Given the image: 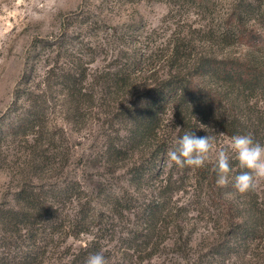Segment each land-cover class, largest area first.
I'll return each mask as SVG.
<instances>
[{"label": "trees", "instance_id": "16d2710c", "mask_svg": "<svg viewBox=\"0 0 264 264\" xmlns=\"http://www.w3.org/2000/svg\"><path fill=\"white\" fill-rule=\"evenodd\" d=\"M160 1L169 5L168 13L191 4L203 23L178 27L161 41L132 26L120 36L122 46L111 54L109 66L94 77L89 72L94 58L82 59L95 50L90 43L81 40L78 49H71L63 36L34 44L31 50L38 51L28 63L31 74L47 49V57H54L41 79L25 76L17 84L0 115V171L9 170L13 183L9 201L0 204V264H42L52 247L81 234L92 239L63 264H85L90 254L111 253L104 241L115 238L122 246L107 257L108 264H142L158 256L170 230L181 241L177 254L189 259L195 255L188 253L194 231L182 219L186 208L171 199L189 181L206 198L200 212L209 220L201 241L214 264L246 257L264 263V193L234 189L232 181L242 171L234 155L226 187L216 183V158L197 169L178 167L168 157L185 131L230 138L251 133L264 144V0ZM105 96L116 98L120 123L106 146L110 170L129 159L132 186L157 184L155 196L138 205L126 190L104 191L106 203L99 207L84 200L77 180L60 177L69 154L62 148L64 130L51 115L60 112L77 123ZM168 123L171 134L164 133ZM10 143L17 144L12 153ZM107 212L111 221L105 219ZM126 214L137 217L133 236L120 237L115 229L107 235L114 218ZM197 257L202 261L208 254L199 251Z\"/></svg>", "mask_w": 264, "mask_h": 264}, {"label": "rangeland", "instance_id": "374dc122", "mask_svg": "<svg viewBox=\"0 0 264 264\" xmlns=\"http://www.w3.org/2000/svg\"><path fill=\"white\" fill-rule=\"evenodd\" d=\"M172 9L168 13L169 5L160 0H0V115L11 104L17 84L24 81L25 76H32L38 81L52 61L54 54L47 57L50 52L47 49L46 56L35 57L36 71L30 73L28 63L38 51L33 53L31 49L38 40L51 42L66 36L71 49H78V41L81 40L90 43L95 50L81 56L84 61L94 58L89 65V72L94 77L102 68L109 66L111 54H115L122 46L120 36L132 26L139 27V32L151 34L153 39L161 41L178 27L196 28L203 23L202 17L194 13L196 9L191 4H179ZM115 99L114 96H105L103 100L96 101L89 113L77 123L67 120L60 112L51 115L53 123L62 126L64 130L62 148L69 154V162L60 177L77 180L86 193L84 200L89 199L99 207L106 203L104 191L122 193L126 190L125 195L136 200L138 205L137 202L142 203L154 197L157 189V184L153 182L137 188L129 183L126 170L129 159L121 161L120 168L116 171H111V166L106 163V146L110 138L115 136L120 124L115 112ZM261 105L264 108V103ZM171 127L168 123L164 133L171 134ZM214 140L215 147L209 159L216 158L220 150L234 155L230 137L214 135ZM16 146V143L9 144L11 153ZM9 176V170L0 171V204L9 201L11 197L13 183ZM255 191L260 195L264 193V180L257 182ZM171 199L175 206H182L187 210L182 219L194 231L188 253L195 255H191L189 259L180 258L177 251L181 247V241H178L177 233L170 230L164 234L165 242L160 245L158 256L142 264H214V255L203 248L201 241L205 232L203 225L209 220V216L204 211L200 212L201 201L206 200L202 197L200 188L189 181L186 187L172 194ZM68 207L72 208L73 204ZM212 209L213 207L210 208L211 211ZM111 217L112 214L107 212L105 219L111 221ZM112 224L110 228L107 226V235L111 229H115L122 235L120 237H130L136 231L137 217L126 214L122 219L114 218ZM193 224L195 227H192ZM91 239L90 234L67 237L58 247L50 249L42 264H63L75 258ZM115 240L104 241L107 250L111 252H101L106 259L109 255L112 256L113 250L122 246L121 240ZM199 251L208 254V257H203L200 261L197 257ZM260 261L258 257L232 258L227 264H264Z\"/></svg>", "mask_w": 264, "mask_h": 264}, {"label": "clouds", "instance_id": "9594fccd", "mask_svg": "<svg viewBox=\"0 0 264 264\" xmlns=\"http://www.w3.org/2000/svg\"><path fill=\"white\" fill-rule=\"evenodd\" d=\"M177 133L181 131L176 128ZM177 147L168 152L169 159L178 167L202 168L209 160L210 153L215 147L214 137L197 136L194 132L185 131L177 138ZM231 151L239 168L242 170L234 177L232 186L245 194L254 190L257 182L264 180V144H261L251 133L235 135L231 138ZM231 157L226 150H220L216 156L213 171L217 174L218 186L226 187L230 183ZM85 264H108L102 253L90 254Z\"/></svg>", "mask_w": 264, "mask_h": 264}]
</instances>
